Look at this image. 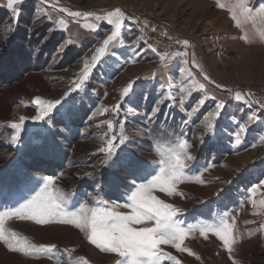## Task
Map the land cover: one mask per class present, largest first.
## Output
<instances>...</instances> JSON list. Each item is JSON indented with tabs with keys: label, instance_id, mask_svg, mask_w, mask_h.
Here are the masks:
<instances>
[{
	"label": "rangeland",
	"instance_id": "rangeland-1",
	"mask_svg": "<svg viewBox=\"0 0 264 264\" xmlns=\"http://www.w3.org/2000/svg\"><path fill=\"white\" fill-rule=\"evenodd\" d=\"M237 2L219 0L222 9L218 0H24L14 5L20 10L14 19L8 0H0V211L30 195L12 180L22 169L33 183L51 177L52 188L65 194L68 211L78 212L83 205L130 213L121 206L127 189L105 188L102 181L110 173L125 184L133 181L109 167L116 156L108 159L99 151L110 136L121 135L123 125L128 150L153 167L159 165L158 146L167 148L178 139L191 145L194 159L185 161L188 178L177 186L183 195L153 192L180 210L176 219L182 226L235 221L231 254L216 236L209 233L205 239L198 230L182 245L195 255L161 245L164 252L181 264H264V40L259 35L264 23L241 18L237 28L228 10ZM260 6L264 0H248L249 8ZM116 9L124 14L117 42L76 88L85 62L93 63L111 34L112 26L94 16ZM73 11L93 16H70ZM244 35L249 42L241 39ZM184 40L189 47L183 46ZM193 55L199 68L192 64ZM129 82L134 87L122 96ZM237 92L246 99L237 101ZM36 97L45 103L61 101L60 112L54 109L46 121H34L40 108L33 103ZM182 97L183 105L178 103ZM201 98L202 106L197 103ZM218 101L224 107L217 119L209 114ZM118 104L119 111H113ZM18 107L21 115L14 114ZM149 115L151 120L146 119ZM21 116L26 119L17 130L12 125ZM109 120L113 132H108ZM206 120L214 122V133L207 131ZM237 125L246 129L239 145L233 135ZM165 132L168 139H156ZM209 137L210 143L201 142ZM5 227L30 243L55 244L57 251L54 258L25 256L0 242V264H115L119 259L95 248L84 232L69 224L37 225L13 218Z\"/></svg>",
	"mask_w": 264,
	"mask_h": 264
},
{
	"label": "snow or ice",
	"instance_id": "snow-or-ice-1",
	"mask_svg": "<svg viewBox=\"0 0 264 264\" xmlns=\"http://www.w3.org/2000/svg\"><path fill=\"white\" fill-rule=\"evenodd\" d=\"M24 0H8L7 7L14 12V19L20 15V10L15 9L14 5L22 4ZM220 8L225 5L219 3ZM231 12V18L235 21L237 28L242 25V19L245 21L251 20L253 24L257 21L264 23V6H260L258 10L248 7V0H238V2L228 9ZM255 11V15L253 14ZM70 16L85 18L92 17V13H81L78 11L69 12ZM96 21H106L108 25L112 26L111 34L103 39L102 46L97 49L96 55L93 56V63L90 65L85 62L82 76L76 82V88H79L88 78L90 70L95 66L98 57L107 52V49L114 42H117L120 35L124 14L120 9L110 11L106 15H95ZM63 24V21H60ZM85 28L95 30V25L86 24ZM66 27V25H65ZM144 27H147L145 22ZM155 31V29H152ZM166 35V33H165ZM261 40H264V31L259 33ZM245 43L249 42L247 35L241 37ZM184 47H189V42L184 40L182 42ZM156 51V49H153ZM176 56H187V52H177ZM159 59L163 61L164 55H160ZM135 63V61H132ZM192 64L199 68V64L193 55ZM207 80V75L204 76ZM134 87V82H129L123 88L122 96H129ZM199 89H204V84L198 85ZM182 90V89H180ZM215 100V97H211ZM235 99L241 101L246 99L240 92L235 94ZM34 104L40 106L39 114L33 119L34 121H46V117L55 109L57 113L60 109L57 107L61 105V101L43 102L39 97L33 101ZM183 105V97L178 102ZM201 106L205 100L201 98L197 101ZM224 102L218 101L215 104L216 111L210 113V116L219 118L220 112L223 110ZM120 105H116L113 111L118 112ZM194 110V109H193ZM101 112L106 109L99 110ZM155 112V109L153 110ZM95 115V114H94ZM25 117H19L20 123L13 124L12 127L21 129ZM146 119L151 120V115ZM206 129L210 133H214L215 124L212 120H206ZM121 127V135L117 137L115 134L110 136L105 146L99 148L101 153H104L106 158L110 159L116 156L109 167L113 169H120L123 171L129 180L133 181L131 185L120 181L119 177L113 174H108L102 181L105 188L121 187L127 189V201L121 205L130 209V213L122 214L113 209L106 207H93L87 209L86 206H80L79 211L67 210V199L65 194L59 189H53L54 180L51 177H45L42 182L33 183L31 177L22 169H17L15 175L12 177L13 181H19L24 189L30 195L17 199L10 207L0 211V242H3L9 251L19 252L25 256L33 254H43L48 258H54L56 253L55 244H40L36 245L30 243L26 237L18 236L15 231L5 227L6 221L13 218L19 220H31L37 225H47L51 223L69 224L84 232L88 243L94 245L95 248L101 252L114 253L119 259L115 264H181V261L175 256L164 252L161 245L170 246L180 253L187 252L189 255H195L190 250L182 247L186 236L196 230L200 235L207 239L209 233L216 236L228 253L233 252V244L236 242L233 236V229L235 221L229 223L222 219L218 225L205 224L202 226L189 225L184 227L176 219L177 213L180 211L175 206L165 203L163 200L153 195L154 191L166 193L168 196L183 195L177 192V186L187 180L185 169L187 165L185 161H192L194 157L189 153L191 145L184 139L174 141L167 148H156V154L160 157L158 167H153L147 162L140 160L133 152L128 150V141L126 139L127 133L124 126ZM239 131L233 133L235 143H241L240 134L246 129L237 125ZM108 132L114 131V124L111 120L107 121ZM19 131L12 137L13 142L18 139ZM168 139L166 132L162 136L157 137V140ZM213 137H209L208 141H201L202 143H210ZM122 146V147H121ZM119 152L117 154V150ZM264 175V172H262ZM197 183H204V181L197 178ZM42 184V186H41ZM255 192V189H253ZM99 203V202H97ZM264 205V201L260 202ZM255 205V201H253ZM91 214L88 215L87 212ZM257 214V213H253ZM135 225H145L144 227H135ZM150 225V226H149ZM198 258V257H197ZM87 264V261L84 262ZM233 264L236 261L233 260Z\"/></svg>",
	"mask_w": 264,
	"mask_h": 264
},
{
	"label": "bare ground",
	"instance_id": "bare-ground-1",
	"mask_svg": "<svg viewBox=\"0 0 264 264\" xmlns=\"http://www.w3.org/2000/svg\"><path fill=\"white\" fill-rule=\"evenodd\" d=\"M21 110H22V109H21L20 107L15 108V110H14V111H15L14 114H15V115H21V114H22V113H21ZM263 155H264V154H263Z\"/></svg>",
	"mask_w": 264,
	"mask_h": 264
},
{
	"label": "crops",
	"instance_id": "crops-1",
	"mask_svg": "<svg viewBox=\"0 0 264 264\" xmlns=\"http://www.w3.org/2000/svg\"><path fill=\"white\" fill-rule=\"evenodd\" d=\"M264 225V224H263ZM262 231H264V227L262 228ZM264 235V234H263Z\"/></svg>",
	"mask_w": 264,
	"mask_h": 264
},
{
	"label": "trees",
	"instance_id": "trees-1",
	"mask_svg": "<svg viewBox=\"0 0 264 264\" xmlns=\"http://www.w3.org/2000/svg\"><path fill=\"white\" fill-rule=\"evenodd\" d=\"M6 74V73H5ZM0 76H2V75H0ZM3 76H7V75H3Z\"/></svg>",
	"mask_w": 264,
	"mask_h": 264
}]
</instances>
